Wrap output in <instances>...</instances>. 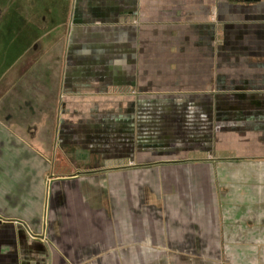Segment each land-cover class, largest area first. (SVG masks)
<instances>
[{"label":"crops","instance_id":"1","mask_svg":"<svg viewBox=\"0 0 264 264\" xmlns=\"http://www.w3.org/2000/svg\"><path fill=\"white\" fill-rule=\"evenodd\" d=\"M74 4L58 36L51 151L74 147L97 163L80 167L65 155L69 164H53L11 133L57 179L47 210L34 185L45 164L33 154L32 164L0 162V216L17 220L0 222V264H162L173 249L212 257L264 248V198L246 187L264 180L255 175L264 161L229 126L243 113L230 106L263 101L264 0H114L91 25L85 15L75 22ZM149 39L172 48L150 50ZM90 41L93 49L76 46ZM156 68L187 76L150 88ZM180 121L186 142L176 139ZM41 208L43 239L32 232ZM236 255L223 252L224 263L264 264V255L258 263Z\"/></svg>","mask_w":264,"mask_h":264},{"label":"rangeland","instance_id":"2","mask_svg":"<svg viewBox=\"0 0 264 264\" xmlns=\"http://www.w3.org/2000/svg\"><path fill=\"white\" fill-rule=\"evenodd\" d=\"M73 0H0V5L3 7L5 4H7L8 11L6 12V8H4L3 11H5L4 20L0 22V132L5 131L7 126L9 125V122L13 121H21L22 118L19 114H26V116L32 114L33 111L37 112L38 114H44V112L47 114V117H49V120L47 121L48 125L50 124V119L53 120V124L55 126V109H56V88H57V78H56V71L58 70L59 65H61V51H62V40H58V36L60 37L65 29V24L68 20V15L71 10V3ZM114 0H74V15H75V22L79 19H81V16L85 15V20L88 24L95 22V17L97 16H105L107 17V14H104L107 11V8L109 7V3L113 2ZM105 7L104 10H101L102 12H99V7ZM82 11L85 13L83 14ZM103 13V14H101ZM80 16V17H77ZM77 19V20H76ZM35 20L39 27L32 25V22ZM36 23V24H37ZM106 23V22H105ZM26 24V26H25ZM27 25L31 28L25 29ZM19 28V29H18ZM54 29L52 32L49 31ZM88 29V27H87ZM153 28L150 27L149 30V36L158 38L159 35L153 34L155 31L151 30ZM77 31V30H76ZM32 32L36 33L35 40H39L37 43V46L39 50H35L33 47V41L32 37H30ZM75 38V37H74ZM72 39V41L74 40ZM80 38V35H79ZM77 40V38H75ZM74 43L75 41L71 42ZM78 43V42H76ZM102 47L108 48L109 43L102 41ZM165 41H157L153 39H149V49H167L172 48V46H166ZM175 43V42H173ZM213 48L217 49L220 47L221 42L213 41ZM105 44V45H104ZM234 44H237V42H234ZM97 44H93L92 41L89 43H82L79 42L78 45H76L79 49L87 48V49H93L96 47ZM74 46H72L73 48ZM76 47V48H77ZM174 47V46H173ZM175 48V47H174ZM261 47L260 51L263 52L264 48ZM71 49V48H70ZM157 59L159 57H156ZM155 58V61H156ZM160 59V58H159ZM154 59L150 57V65L155 63ZM261 64H264V62H261ZM35 66V67H33ZM30 68V69H29ZM31 68H36V70H43L42 68H46L48 70L54 71V74L49 79V91L47 93L51 94L49 97L48 94H44V89H40L39 85L44 87L45 84H43V79H38L33 76H31L34 71ZM160 68L154 69V71H150L148 73V83L149 87H173V83H175L176 79H181L182 75L187 76V74H179V73H159ZM156 70V71H155ZM23 71L26 72V76L23 79L17 78L22 75ZM169 71H172L169 69ZM264 76V73H262V77ZM165 78L164 83H162V80L160 78ZM35 84L31 96L30 94L27 95L25 98H34L35 104H27V106L24 104L25 98L22 100L15 98L16 94L19 90H21L22 86L25 84L31 83ZM28 82V83H27ZM264 86V81L261 82ZM178 84V83H177ZM187 86L188 83H184ZM219 85V84H218ZM178 86V85H177ZM176 87V86H175ZM184 87V86H180ZM182 90L186 91L188 88H181ZM237 90V89H234ZM261 98L263 101H254L257 102L256 104L251 103L248 105H232L230 106L231 110H235L236 113L243 111V113L240 112L239 120L237 123L239 125H236V121L229 122V126L231 128H239L243 131L244 140H245V146L252 148L253 153H257L258 159H255L253 161H264L261 157L264 156V89L261 88ZM233 93L230 95L235 96ZM15 96V97H14ZM170 108V106H167ZM18 108L19 113H18ZM172 109V108H171ZM213 112H216V107H214ZM220 112V111H219ZM7 114H9L11 119H7ZM243 115L247 118L244 120ZM243 120H242V119ZM46 119L43 116L42 122H44ZM7 121H9L7 123ZM230 121V120H229ZM181 123L178 124V128H175V134H177L178 137L176 139H181V141L186 142L187 139L185 138V134H187V124L183 121H180ZM50 126V125H49ZM238 126V127H237ZM40 138V147L45 149L46 144V153L44 156H47V160L49 162H53V164H69L66 160V156L69 157V160L72 161L74 164H79L80 167L86 164H95L97 163V157L92 156L90 154H87L85 152H82L78 150L77 148H69L66 149V154L62 151L60 147H56L54 149V152L52 154L51 152V141L53 140L54 136L51 137L50 142L47 141V139L44 141L43 137ZM47 141V142H46ZM65 151V149H64ZM256 154V155H257ZM188 154H186L184 157H187ZM52 156V157H51ZM55 162V163H54ZM232 164H235L236 161H231ZM263 164V162H261ZM67 166V165H66ZM243 172V171H242ZM258 176L262 177V173L264 176V170L262 168H259L257 170ZM248 174V173H246ZM254 185H246L247 188H250L255 192L257 198L260 197V201L262 198H264V180H255L253 182ZM264 205V199L261 201ZM259 202V203H261ZM31 236L33 234L30 233ZM37 238H41L38 237ZM44 236H42V239ZM154 251V250H153ZM190 252L191 258H187L186 252ZM223 252L238 254L236 257H242L244 260L250 261V263L253 262V259H256L255 261H259L260 256L264 255V248L260 249H214L213 255H211V250H205V249H196V250H178L173 249L170 250V257L168 263V259L165 258V262L162 264H225L223 260ZM156 253V252H155ZM174 253V254H173ZM176 256V259L173 258ZM210 256V257H209ZM208 257L212 258V263H208ZM248 261V262H249ZM262 263V261H261ZM260 264V263H258Z\"/></svg>","mask_w":264,"mask_h":264},{"label":"flooded vegetation","instance_id":"3","mask_svg":"<svg viewBox=\"0 0 264 264\" xmlns=\"http://www.w3.org/2000/svg\"><path fill=\"white\" fill-rule=\"evenodd\" d=\"M74 2V0L72 1ZM8 5L5 4L3 7L0 5V22L2 20H4V13L5 11L4 8H6V12L8 11ZM32 22V25L36 26L37 28L39 27V24L33 20L31 21ZM37 23V24H36ZM26 26V24H25ZM31 29L28 25L27 27H25V29ZM19 29V28H18ZM33 34L30 35V37H32V41H33V48L36 50L38 48L37 46V43L39 40H35L36 38L35 37V34L34 32H32ZM39 50V49H37ZM35 67V66H33ZM30 69V68H29ZM33 70H36V68H31ZM43 70H36V72L34 71V73L31 75L32 77L34 76L36 78V80L38 79H43V84L44 87L40 86V89H44V94H48L49 97L51 96V94L47 93L49 91V79L52 77L51 76V72L48 71V69L46 68H42ZM26 72L27 71H23L22 75L20 74V76L17 78V81L19 82L18 79H24L25 76H26ZM25 75V76H24ZM56 78L58 80V77L56 75ZM28 83V82H27ZM33 81L31 83H28V84H25L24 86L20 87L22 88L21 90H19L16 94V97L17 99H24L27 95L30 94L31 96V92H32V89L34 87L35 84H32ZM32 88V89H31ZM24 104L27 106V104H35V100L34 98H28L27 99L25 98L24 100ZM19 108H18V113H19ZM33 115L30 114L28 116H26V114H19V115H23L21 116L22 120L21 121H13V122H9L7 121V123L9 122V125L7 126L5 132L6 134H3L4 131L0 132V162H4V163H8V164H18V160L17 159H20L19 157L21 155H19L18 157V153L19 154H22L24 155V158H25V161L24 163L25 164H32L31 162V159L30 157L32 156V153L28 150H25L24 147H19V144H16V142L13 140L12 137H10L12 132L16 133V135H19L26 143H28L31 147L39 150V151H42L43 154L46 153V146H45V149L44 148H41L40 147V138L39 137H43L44 141L47 139L48 142H50V138H51V126L48 125L47 121L49 120V117H47V114L44 112V114H38L37 115V112L33 111ZM10 115L7 114V119H11L9 117ZM45 117V121L42 122V117ZM15 118L11 119V120H14ZM31 123V124H30ZM31 128V129H30ZM30 129V130H29ZM8 133H10L11 135L8 136ZM46 141V142H47ZM51 145V144H50ZM52 152V151H51ZM55 163V162H54ZM76 176L79 175V172H77L75 174ZM55 182L52 183V186ZM48 195V194H47ZM50 196H51V192H49V195H48V201H50ZM49 208V202H48V206H47V210Z\"/></svg>","mask_w":264,"mask_h":264},{"label":"water","instance_id":"4","mask_svg":"<svg viewBox=\"0 0 264 264\" xmlns=\"http://www.w3.org/2000/svg\"><path fill=\"white\" fill-rule=\"evenodd\" d=\"M9 135H11V134L9 133L8 136ZM17 141H19V140L17 139ZM19 142H20L19 147H24L25 146L23 141H19ZM27 149H29V148H27ZM30 150L29 151L35 157H37L38 160H39L38 163H36V164H45V170L43 171V173H42L41 170L38 169V171H37L38 174H37V177H36L35 183H34V185H36V187L38 188V191L40 189L41 195L43 194L42 201L44 202V197H45L44 194L46 193V194L49 195V192H50V189H51V185H52V181L57 179V177H54L52 174H49V173H48V176H47L48 170H46V167H47V164H50V163L46 162L43 159L44 156H43L42 153H39V152L35 151V149L34 150L30 149ZM19 155H21V156L19 157ZM18 157L20 158V159H17L18 160L17 161L18 164H20V162L24 163V161H25L24 155L18 153ZM4 164H6V163H4ZM58 179H60V178H58ZM43 216H44V213H43V210L41 208L39 216L36 217V219H34V221H33L35 229L32 232L35 234V236H38V237H42V235H40V232H41V225H42V222H43ZM8 221L11 222V221H17V220L16 219H7V218H4V217L0 216V222H4L5 223V222H8Z\"/></svg>","mask_w":264,"mask_h":264}]
</instances>
